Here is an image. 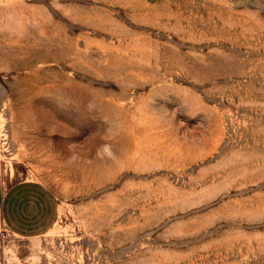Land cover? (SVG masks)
<instances>
[{
  "label": "rangeland",
  "instance_id": "obj_1",
  "mask_svg": "<svg viewBox=\"0 0 264 264\" xmlns=\"http://www.w3.org/2000/svg\"><path fill=\"white\" fill-rule=\"evenodd\" d=\"M0 180V264H264V0H0Z\"/></svg>",
  "mask_w": 264,
  "mask_h": 264
},
{
  "label": "crops",
  "instance_id": "obj_2",
  "mask_svg": "<svg viewBox=\"0 0 264 264\" xmlns=\"http://www.w3.org/2000/svg\"><path fill=\"white\" fill-rule=\"evenodd\" d=\"M57 213L56 200L46 185L34 181L4 185L0 180V230L26 238L42 235Z\"/></svg>",
  "mask_w": 264,
  "mask_h": 264
}]
</instances>
